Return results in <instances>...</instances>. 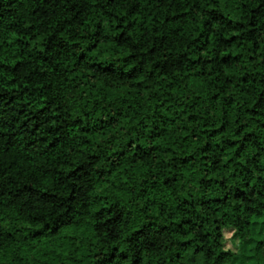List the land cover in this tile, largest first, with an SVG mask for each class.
I'll return each instance as SVG.
<instances>
[{"label":"trees","instance_id":"obj_1","mask_svg":"<svg viewBox=\"0 0 264 264\" xmlns=\"http://www.w3.org/2000/svg\"><path fill=\"white\" fill-rule=\"evenodd\" d=\"M0 264H264V0H0Z\"/></svg>","mask_w":264,"mask_h":264},{"label":"rangeland","instance_id":"obj_2","mask_svg":"<svg viewBox=\"0 0 264 264\" xmlns=\"http://www.w3.org/2000/svg\"><path fill=\"white\" fill-rule=\"evenodd\" d=\"M224 238H225V242H224L225 248L235 250L237 240L232 238V231L231 230H229V229L224 230Z\"/></svg>","mask_w":264,"mask_h":264}]
</instances>
